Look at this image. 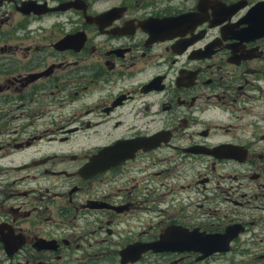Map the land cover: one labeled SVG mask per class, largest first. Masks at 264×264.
Masks as SVG:
<instances>
[{"label": "flooded vegetation", "instance_id": "1", "mask_svg": "<svg viewBox=\"0 0 264 264\" xmlns=\"http://www.w3.org/2000/svg\"><path fill=\"white\" fill-rule=\"evenodd\" d=\"M263 1L0 0V264H264Z\"/></svg>", "mask_w": 264, "mask_h": 264}, {"label": "water", "instance_id": "2", "mask_svg": "<svg viewBox=\"0 0 264 264\" xmlns=\"http://www.w3.org/2000/svg\"><path fill=\"white\" fill-rule=\"evenodd\" d=\"M243 6L242 3H234L228 6V9L231 10L232 12L237 11L239 8ZM263 10V11H262ZM256 11H261V20L260 22H254L251 24L250 29L255 30L258 33H263L264 32V1L260 2L256 6H254L250 11L249 14L247 15L248 17H253L255 16L254 14ZM178 19V18H177ZM182 19V18H181ZM170 21V20H169ZM176 22V21H175ZM252 31V30H251Z\"/></svg>", "mask_w": 264, "mask_h": 264}, {"label": "rangeland", "instance_id": "3", "mask_svg": "<svg viewBox=\"0 0 264 264\" xmlns=\"http://www.w3.org/2000/svg\"><path fill=\"white\" fill-rule=\"evenodd\" d=\"M58 236H59V238H61V237L63 236V233L60 232V233L58 234Z\"/></svg>", "mask_w": 264, "mask_h": 264}]
</instances>
